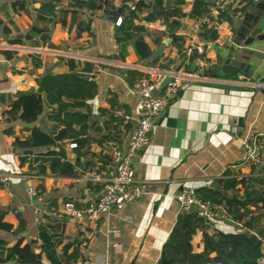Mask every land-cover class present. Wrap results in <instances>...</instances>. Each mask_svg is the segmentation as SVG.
<instances>
[{
	"label": "crops",
	"instance_id": "obj_1",
	"mask_svg": "<svg viewBox=\"0 0 264 264\" xmlns=\"http://www.w3.org/2000/svg\"><path fill=\"white\" fill-rule=\"evenodd\" d=\"M14 1L0 0V172L10 176L8 183L0 187L4 221L16 228L18 211H21L27 227L21 234L23 244L34 241L35 251L41 252V264H60L63 243L75 236L84 238L80 249L84 260L78 259L77 264L85 261L90 264H156L180 212L176 194L182 187L196 190L212 187L214 180L225 173L238 177L251 174L252 169L239 165L240 138L264 131V87L248 84L264 83V0H245L240 8L241 17L230 21L225 18L227 22L215 32L216 37L206 40L205 55L193 59L189 69L199 67L204 60L211 66L210 75L219 81H191L180 86L155 118L149 144L138 153L134 175L144 184L143 192L96 224L41 217L37 208L40 203L54 206L62 199H70L81 207L97 197L98 186L86 181L83 175L89 170L109 174L113 170V163L102 146L105 138L102 143L97 141L107 131L89 127V138L96 139L87 144V159L93 157V165L81 176L56 177L48 169L46 174H34L29 172L27 164L20 165L21 149L13 144L15 136L24 138L29 133L25 128L32 125L19 119L7 121L3 112L16 92L37 89V77L44 71L68 70L67 58L89 61L97 69L94 80L98 93L91 101L94 112L98 107L110 112L121 108L130 115V120H123L130 124L129 130L121 127L117 139L124 147L141 105L140 98L129 89L143 72L119 63L147 68L177 67L183 43L192 32L194 18L188 13L193 0H183L177 5L182 12L180 16L172 11L176 0H163L167 20L162 17L153 21L134 19L147 28L143 38L152 53L144 59L137 57L130 43L118 45L114 36L115 10L137 0H98L97 10L76 14L70 9L71 0H25L24 9L19 11L13 8ZM44 2L55 6V13L47 16L48 21L38 19V9ZM145 14L143 11L140 16ZM77 17L89 20L90 29L79 32ZM32 25L43 28L47 34V40L41 42L39 34L31 33L32 39L40 41L38 46L31 44L32 39L23 38ZM171 33L182 38L180 46L172 42ZM14 39L23 41L11 43ZM2 50L13 52V56L6 57ZM109 60L117 64L105 63ZM128 70L140 74L131 76ZM108 98H115L118 106L111 107ZM40 123L46 127L52 124L44 114L33 125ZM234 125L239 130L237 135L231 132ZM70 142L61 144L67 159L74 162L75 147L70 148ZM28 186L40 191L37 197L28 194ZM237 188L242 193L240 184ZM51 220L65 222L62 243L56 244L46 227ZM211 224L223 232L241 229L223 219H215ZM8 236L10 244L19 237L12 233ZM201 239L202 231L197 230L191 240L195 252L203 249Z\"/></svg>",
	"mask_w": 264,
	"mask_h": 264
},
{
	"label": "trees",
	"instance_id": "obj_2",
	"mask_svg": "<svg viewBox=\"0 0 264 264\" xmlns=\"http://www.w3.org/2000/svg\"><path fill=\"white\" fill-rule=\"evenodd\" d=\"M181 1L183 0L174 2L172 11L177 16L182 13L177 7ZM212 1L193 0L188 16L196 18L202 15ZM134 3L135 10H129L126 5L115 10L114 20L117 16L122 18L121 23L115 26L114 36L118 45L130 43L137 57L144 59L152 53L143 38L147 28L142 23H135L134 19L153 21L162 17L167 20L168 16L162 4L163 0H137ZM12 5L16 11L22 10L25 0H15ZM69 5L76 14L83 10H97L99 2L71 0ZM143 11L146 14L141 17ZM54 13L55 6L51 2H44L38 9V19L48 21L47 16ZM76 24L79 32L90 29L89 20L77 17ZM31 33L39 34L41 42L47 40L45 30L37 25H32L30 32L23 38L32 39ZM201 35L207 41L216 37L215 31L211 29L204 30ZM171 37L172 42L180 46L182 38L173 33ZM22 41L23 39H14L11 43L21 44ZM40 41L32 39L30 42L33 46H38ZM2 52L6 57L13 56V52L8 50ZM120 57L124 58V55L120 54ZM66 63V71H44L39 75L36 90L16 92L3 112L7 121L19 119L32 125L25 128L29 131L28 135L24 138L15 136L13 144L21 149L20 165L27 164L29 172L34 174H46L48 169L56 177H79L93 165V157L87 159V144L96 139L89 138V127L100 132L107 131L102 134L101 139H97L99 143L104 138L117 140L121 135V127L125 131L130 128L128 122L124 123L121 116H116L109 109L98 107L94 112L91 101L98 93L97 82L94 80L97 72L95 66L89 61L74 58H67ZM34 65L37 67L38 63ZM127 74L135 76L140 73L128 70ZM108 102L111 107L118 106L115 98H108ZM94 113L95 118L90 122ZM42 114L52 122L49 127L41 123L33 125ZM63 141L76 143L74 162L67 159L61 144ZM238 184L241 185L242 193L237 188ZM196 191L204 199L220 205L241 229L236 232H223L213 228L209 232L211 222L207 218L194 211H180L156 264H260L259 259L264 256V167L252 168L250 175L240 177L225 173L214 180L212 187H201ZM20 212L18 211L19 224L13 228L3 219L5 211L0 210V264H41V252L35 251L34 241L23 244L24 236L21 234L27 227ZM46 227L55 238L56 244L63 242L64 221L51 220ZM197 230L202 231L203 249L199 252L193 250L191 243ZM9 233L19 236L13 244H10ZM83 241L84 238L80 236L66 240L61 248L60 264H77L78 259L84 260L80 250Z\"/></svg>",
	"mask_w": 264,
	"mask_h": 264
},
{
	"label": "built area",
	"instance_id": "obj_3",
	"mask_svg": "<svg viewBox=\"0 0 264 264\" xmlns=\"http://www.w3.org/2000/svg\"><path fill=\"white\" fill-rule=\"evenodd\" d=\"M244 2L245 0H213L202 15L194 18L192 32L183 43L182 57L177 67L147 68L119 63L121 66L139 70L143 74L133 80L129 89L132 94L140 98L141 105L139 117L129 131L126 145L122 147L113 138H107L102 143L113 163V170L110 174L89 170L83 175L86 181L98 186V195L95 199L81 207L76 206L70 199H62L54 206L40 203L41 205L37 208L39 216L69 219L79 224H96L100 219L136 200L145 186L136 180L134 165L138 153L150 142L155 118L185 82L219 81L218 78L210 75L211 66L208 62L202 60L199 67L193 69H189V66L193 59L202 58L206 53L208 42L202 38V32L211 29L218 33L221 24L227 22L226 15L230 16V20L239 19L241 17L240 8ZM125 4L129 10H135L134 1ZM121 18L118 16L115 19L116 25L121 23ZM105 63L117 64L111 60ZM248 84L257 88L264 87L262 82H249ZM113 113L121 116L124 121L130 120V115L121 108H115ZM238 131L237 126L231 127L232 134L237 135ZM69 147H76V143L70 142ZM239 165L250 169L264 167V131L250 133L240 138ZM9 179L8 174L0 172V183L6 185ZM27 192L30 196L37 197L40 191L34 186H28ZM176 198L180 211L197 212L211 223L215 219L233 222L220 205L204 199L194 188L182 187L176 194ZM40 200L38 197L39 202ZM209 230H213L212 224ZM259 262L264 264V256L259 259ZM82 264L90 263L85 261Z\"/></svg>",
	"mask_w": 264,
	"mask_h": 264
},
{
	"label": "water",
	"instance_id": "obj_4",
	"mask_svg": "<svg viewBox=\"0 0 264 264\" xmlns=\"http://www.w3.org/2000/svg\"><path fill=\"white\" fill-rule=\"evenodd\" d=\"M226 19L230 21V16L229 15H226Z\"/></svg>",
	"mask_w": 264,
	"mask_h": 264
}]
</instances>
